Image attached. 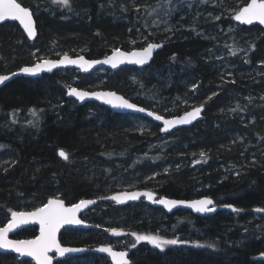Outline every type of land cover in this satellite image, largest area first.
Returning <instances> with one entry per match:
<instances>
[{"label":"trees","instance_id":"trees-1","mask_svg":"<svg viewBox=\"0 0 264 264\" xmlns=\"http://www.w3.org/2000/svg\"><path fill=\"white\" fill-rule=\"evenodd\" d=\"M249 1L172 0L169 6L168 0H164L150 6L148 0H69V8L52 0H19L33 11L39 35L32 42L18 24H0V75L35 64L34 49L46 52L54 48L75 57L81 46H87L89 50L83 55L96 59L115 49L132 51L150 42L164 43L163 50L146 70L162 74L174 70L188 76L196 83L192 90L188 85H162L159 79L128 84L129 74L139 71L134 67L111 72L104 87L161 112L159 100L167 101L176 95L204 99L214 93V71L204 61L212 43L200 32L202 18L225 9L240 10ZM189 3H193L192 6ZM184 4L189 7L186 12L180 10ZM153 9H157L156 13ZM227 19L231 24L236 23L233 15H228ZM241 31H256L250 48L252 63H255L264 54V30L256 26L241 27ZM50 57L56 59L53 54ZM100 71L110 73L106 69L95 73ZM72 73L61 71L38 80L19 78L0 90V147L11 152L15 160L0 167L1 224L9 222L7 218L12 211H32L54 197L65 200L67 205L84 199L105 198L122 190L148 189L160 198L177 200L210 197L217 205L232 204L242 211L197 218L183 211L167 215L164 210L146 203L120 207L102 202L82 216L99 229L65 230L60 240L66 246L95 248L105 244L113 246L115 240L108 231L111 229H122L130 237L136 233L179 241L181 234L199 233L200 240L210 238L222 251L208 252L183 243L161 251L144 243L146 247L140 244L132 251L134 264H264L256 260L264 253V234L259 239L252 236L244 246L234 248L227 240L237 239L241 233L226 231L233 219L240 224L255 217L253 209L264 208V142L256 145L257 140L264 141L261 129H247L250 139L229 145L228 130L241 127L234 118L219 113L223 98L219 93L202 103L206 119L192 128L163 136L160 126L153 124V134L134 133L127 128L128 115H117L95 103L80 107L68 100L70 85L88 91L98 89L90 75L78 74L79 80L74 81ZM184 110L186 108L180 107L168 116H180ZM12 112L30 113L33 119L21 128L11 118ZM215 120L220 121L217 127ZM221 124L228 129L224 130ZM165 142L169 147L160 150V143ZM184 148L186 150L182 151ZM206 149L209 152L202 158L198 152ZM61 150L68 155L67 160L59 156ZM180 152L185 156L179 158ZM251 157L256 162L239 175L233 171L224 173L221 169L223 164L239 165L244 158ZM170 164L173 167L163 173V168ZM129 173L138 174L139 178L129 181ZM177 217H188L189 224H179ZM37 235V228H31L17 234L16 238ZM82 257L93 258L92 264H111L105 257L94 254ZM75 258L79 257L56 264H74ZM0 264L33 263L0 254Z\"/></svg>","mask_w":264,"mask_h":264},{"label":"rangeland","instance_id":"rangeland-1","mask_svg":"<svg viewBox=\"0 0 264 264\" xmlns=\"http://www.w3.org/2000/svg\"><path fill=\"white\" fill-rule=\"evenodd\" d=\"M163 1L164 0H148V4L150 6H157ZM192 4L193 3H189L190 6H192ZM188 8L189 7L184 4L180 7V10H182V12H186V9ZM155 10L157 11V9ZM238 11L239 10L234 8L225 9L223 12L210 13L202 18L200 32L203 33L206 38L210 39V42L212 43L209 49L205 52L204 61L214 71V93L210 94L204 99H198V97L196 99H193V97L187 95H176L167 101H158L159 107L163 110L161 112H157V110H155V108L153 107L149 108L164 117L171 118L174 116H168V113H172L175 110H178L180 107L186 108V110H184L182 113L184 114L197 106H201L202 103L210 101L215 95L222 93L223 98L221 106L219 108V113L224 116L234 118L235 120H237V122L240 124L239 126L241 127L240 130H228L229 135H227V137L229 138V145H236L239 142H244L245 140L250 139V137H248L250 131L261 129V133H264V54L257 58L255 63H252L253 58L250 55V48L252 42L254 41L256 31H253L251 33L242 32L241 26L239 24H231L228 22L227 19L228 15L234 16ZM217 16H219L220 19H216ZM151 32L152 31H150L149 34ZM146 46L147 45H145L144 47ZM87 50H89L87 46H81V48L76 51L75 57L82 56L84 54L83 52H86ZM234 50L235 54H233ZM50 54L55 55L56 59H59L63 55H70L68 52L64 53L62 51H57L54 48L46 50V52H42L39 49H34L32 52L33 59L36 63L47 59H55L51 58ZM78 74L81 73L73 70L72 78L74 81L79 80ZM111 74V72L108 73L107 71H100L98 73L91 74L90 77L95 87H98V89H95L93 91L107 90L104 87L110 80ZM156 79H159V82H162V85H168L170 83L181 84L184 86L188 85V87L191 88L190 90H192L196 86L194 80L192 81L188 76H185L181 73H176L174 70H168L165 74H162L157 71L152 72L146 69L130 73L128 76V84H134L135 82L140 80L153 82ZM239 81H242L243 83L240 84ZM236 85H239L240 87H234ZM73 86L74 85H70V87ZM129 117L130 122L129 126L127 127L129 131L140 134L154 133V123H152L151 121L137 116ZM11 118L17 123H19V127L23 128L27 123H29L33 119V116L30 113L22 115L20 112H15V114L12 112ZM219 125L220 121L215 120L214 126L217 127ZM221 127L224 128V130L226 128L228 129L227 125L221 124ZM247 129H249L250 131H247ZM262 142L264 141L257 140L256 145L258 146ZM168 147V143H160V150H165ZM184 150H186V148H184L182 151ZM207 152L209 151L206 149L203 151H199L198 154H206ZM183 154V152H180L179 158L185 156ZM14 161L15 160L12 153L4 151L0 147V167H6L7 165L14 163ZM255 162L256 159L254 157L248 159L244 158L242 160V163L239 165L231 162L229 164H223L221 169L224 173L233 171L236 175H239L243 173L244 170L248 168L252 163ZM172 167V164L165 166L163 168V173L168 172ZM138 178V174H128L129 181H135ZM132 184H134V182L130 183V187L132 186ZM9 219L10 216H8L7 221ZM175 220L181 225L189 224L188 217H177ZM4 225L0 223V228ZM240 228L241 230L243 229L242 232L239 231ZM253 230H259V232L254 233ZM226 231H229V233H233L235 231L241 233V236L239 238L227 240V244L230 247L240 248L244 246V244L249 241L252 236L256 237L257 239L263 237L264 219H261L260 216L255 215V217H252L251 219L245 222H241L240 224H238L233 219L231 221V225L226 228ZM199 235V233H197L196 235L181 234L179 235V238L181 239V241L187 242L183 243L184 245L193 246L195 248L203 249L208 252L214 253L222 251L216 241H213L210 238H203V240H200L198 238ZM128 239L129 238L124 237L122 239L115 240L113 247L121 250H128V247H130L129 250H134L137 249L140 244L144 245L145 247L147 246L146 244H144L145 242H132L131 240L130 245H128ZM133 243L136 244L135 248L131 247ZM148 244L151 245L153 249H159L154 247L150 243ZM197 244L202 246L197 247ZM209 245H213V247H209ZM171 246L172 245H167L164 250ZM17 259L20 260L19 258ZM72 263L92 264L93 258L79 257L72 260Z\"/></svg>","mask_w":264,"mask_h":264},{"label":"snow or ice","instance_id":"snow-or-ice-1","mask_svg":"<svg viewBox=\"0 0 264 264\" xmlns=\"http://www.w3.org/2000/svg\"><path fill=\"white\" fill-rule=\"evenodd\" d=\"M53 3L63 5L64 7H69V0H52ZM206 2V0H205ZM169 6L172 4V0H168ZM163 6V5H162ZM139 11V8L136 9ZM153 12L156 10L153 9ZM171 15V12L166 13ZM216 19H220L219 16ZM234 19L240 21L241 23L251 25L254 21H258L259 24L264 25V0H251L247 6L242 7L235 15ZM6 20L19 21L23 25L24 30L27 32L29 37H34L36 35L35 24L33 20V14L28 7L22 6L21 3L17 0H0V22ZM162 47L158 43H149L143 50L132 51V52H122L120 50H115V54L104 60V61H86L83 57H80L79 60L70 59L65 55L63 61H44L43 63H37L34 67H24L21 69V72L27 74H33L43 71L47 68L48 71H51L52 68L56 67L58 63H64L65 61L69 64H78L80 68L84 71H88L89 68L98 63L111 64L113 68L117 67L119 64L125 63H134L137 65L146 64L152 57L154 49ZM255 47L254 45L252 46ZM235 54V50L233 52ZM16 75V73H12ZM10 77L7 75L0 76V84L8 80ZM234 82V81H233ZM69 95L76 96L79 100L83 101L86 97L94 96L97 99H103L105 103L110 104L114 108L118 109H131L139 112H145L146 109L139 108L136 104L130 103L123 96L117 95L115 92H92L81 91L76 88H72L69 92ZM202 107L195 108L191 112L183 117H180L176 120H165L160 115H155L153 112H148L149 116H153L155 120H163L165 131L168 130L167 126H174L177 124H188L192 120L196 119L197 116L201 113ZM33 115L35 116V110H33ZM203 158L204 153L200 154ZM59 156L68 159V155L63 151H59ZM141 196L147 197L153 203H160L168 207L169 211L178 204H184V201H176L169 199H160L157 201L152 192H132V193H123L121 195L111 197L112 200L117 201L118 203H124L125 200H136ZM95 201L92 200H81L79 203L66 206L65 202L62 199H49L42 207H38L35 211L32 212H11V220L8 222L6 227L0 228V249H11L15 253L20 254V256L31 257L37 261V264H53V257L49 255L51 252L57 253L60 257H64L66 253H75L84 251V249L78 248H69L62 247L57 239V234L60 229L64 228L66 225H83L85 222L78 218V213L82 207H87L90 204H94ZM213 201L209 198H204L200 200H195L187 204V207L195 209L197 212H214L215 207H209L213 205ZM233 209V211H239L231 205H227ZM257 212H264V208L255 209ZM29 223H38L40 226V234L35 239L30 240H12L9 239V233L13 232L20 225H26ZM112 234L116 236L124 235L125 233L118 231L116 229L111 230ZM131 235L135 236L136 241H147L152 244L154 247L159 248L161 251L167 245H176L179 243H187L185 241H179L177 239L165 240L158 236L150 235H139L132 233ZM197 247L202 245L197 244ZM132 248L136 247V244L131 245ZM213 247V245H209ZM101 253H108L115 261V264H130V261L127 259L128 253L125 251L116 252L113 251L111 247L102 246L98 249Z\"/></svg>","mask_w":264,"mask_h":264},{"label":"water","instance_id":"water-1","mask_svg":"<svg viewBox=\"0 0 264 264\" xmlns=\"http://www.w3.org/2000/svg\"><path fill=\"white\" fill-rule=\"evenodd\" d=\"M17 2H19V1L17 0ZM250 2H251V0L248 3H250ZM245 6H247V4ZM30 11L33 14V20H34L35 29H36V35L34 37H29L27 35V32L24 30L23 25H21L19 23V21L6 20V21H3V22H0V24L4 25V24H7V23H11V22L18 24L19 27L21 28V30L26 34V36L28 37V39L33 42V41H35L38 38L39 31H38L36 19L34 17V13H33V11L31 9H30ZM235 22L237 24H239L241 27L252 28V27L260 26L264 30V25L259 24L258 21H254L253 24H251V25L241 23L240 21H237V20H235ZM154 43H157V42H154ZM158 44H161L162 47L157 48V49H154L153 50V53H152V57L144 65H137V64L129 63V62L125 61V63L119 64L117 67L113 68L111 64L98 63V64H95V65L91 66L88 71H84L82 68L79 67L78 64H76V65L69 64V63H67L65 61L62 64L61 63H58L57 66L54 67V68H52L51 71H48L47 68H45L43 71H40V72L36 73L35 75L21 72V69L24 68V67H34L35 64H37V63H43L44 61H46V60H43V61L37 62V63H35L33 65H30V66H24V67L20 68L19 70L13 72V73H16V75H12V73L1 74L0 76L7 75L10 78L8 80L4 81V83L0 84V90L2 88L6 87L8 84H10L13 81H15L16 79H19V78H25V79H31V80H38V79H41L45 75H53V74H55L57 72L68 71V70H70V71H73V70L74 71H78L82 75H91V74H93L96 71L101 70V69L109 70L112 73L120 72L121 70H123L126 67H134V68H137L139 70H144V69L148 68L153 63L156 55L160 51L163 50L165 44L164 43H158ZM115 50H117V49H115ZM115 50H113L112 53H110L109 55H107L105 57H102V58L89 59V58H87L84 55H82L80 57H83L86 61H104V60L112 57L115 54ZM118 50H120L122 52H132V51L143 50V48L142 49L132 50V51H126V50H123V49H118ZM67 56L70 59H75V60H79V58H80V57H72L70 55H67ZM64 57H65V55H63L59 59H47V60L48 61L59 62V61H63L64 60ZM72 88H76V89L81 90V91H87L89 93H92V92H104V93H106V92H115V91H110V90L88 91V90H84V89H81V88H78V87H69L67 89V95L66 96H67V99L68 100L75 101L78 104V106H80V107L86 106V105H88L90 103H95V104H97L99 106H103V107L109 109L110 111H112L113 113H115L117 115L137 116V117H142L144 119H147V120L151 121L152 123L160 126L161 133H162L163 136L171 135V134H173V133H175V132H177L179 130H182V129L192 128L193 126L199 124L200 122H204L205 119H206V116H205L206 108L204 106H197L195 108L202 107V111L197 116L196 119H194V120L191 121V123L182 124V125L177 124V125H174V126H167L168 127V130L165 131L164 129H165L166 126L164 125L163 120L157 121V120H155L154 115L153 116H149L147 113L148 112H153L155 115H160V114L152 111L149 108H145V107H143V106H141V105H139V104H137L135 102H132L131 100L127 99L122 94H119V93L115 92L117 95L123 96L130 103L136 104L139 108L146 109V111L145 112H139V111L131 110V109H118V108H114L110 104L105 103L103 99H97L94 96L86 97L83 101H81L76 96L69 95V92H70V90ZM195 108L191 109L188 112L193 111ZM186 114L187 113H184V114H182L180 116H175V117H171V118H167V117H164L162 115H160V116H162L165 120H176V119H179L180 117L185 116ZM132 192H152L154 194L155 199L157 201H159L160 199H169V200H176V201H184L185 203L184 204H178L175 207H173L171 209V211H169L168 207H166L165 205L160 204V203H153L151 200H149L145 196H141V197H139L136 200H127L126 199L124 203H118L117 201L111 199V197H113V196L121 195L123 193H132ZM56 198H58V197H54V198H50V199H56ZM204 198H209V199H211L214 202L213 205H210L209 206V207H215V211L214 212H204V213H201V212L195 211V209H193V208L187 207V204L188 203H190L192 201H195V200L204 199ZM84 200H92V201H95L94 204H90L87 207H82V209L80 210V212L77 214L78 215V218L81 219V220H83L85 223L83 225H66L64 228L60 229L59 233L57 234V239H58V241H59V243H60V245L62 247L84 249V251L75 252V253H66L64 257H60L57 253H55L53 251V252L49 253V255H51L53 257V264H56L58 262H63L66 259L71 258V257H82V256H85L87 254H94V255H97V256H100V257H105V258L109 259V261H110L111 264H115V261L112 259V257L110 256V254H108V253H101V252L98 251V249L100 247H102V246L111 247L113 249V251H116V252H120V251L127 252L128 253L127 259L130 261V264H134V261L131 259V252L130 251H128V250H117V249H114L113 246H111V245H100V246L95 247V248H88V247L66 246V245H63L62 244V242L60 240V236H61L62 232L65 231V230H91V229H95V228L98 229L97 226H95V225H93V224L85 221L82 218V216L84 214L88 213L89 211L94 210L102 202H110V203H113V204H115L117 206L125 207V206L132 205V204H138L141 201H145L149 206H152L154 208H158V209L164 210L167 215H173V214H175L177 212L185 211V212H189V213L193 214L197 218H210V217H213V216L217 215L218 213H223V212L230 213V214H236V213H239V212L242 211L241 209H239L238 207H236L235 205H232V204L217 205L216 202H215V200L213 198H210V197H201V198H198V199H190V200H177V199H171V198H168V197H161L160 198L157 193H155V192H153L151 190H148V189H144V190H122V191L116 192V193H114V194H112V195H110L108 197H105V198L84 199ZM63 201L65 202V200H63ZM65 205L66 206H69V207L71 206V205H67L66 202H65ZM227 205H231L235 209H239V211H233V209L230 208V207H227ZM258 208H261V207H258ZM255 209H257V208H255ZM255 209L252 210V213L254 215H256V216H264V212H257V211H255ZM32 211H35V210H32ZM32 211H16V212H32ZM10 220H11V217H10ZM7 224L5 226H3V227H6ZM3 227H1V228H3ZM30 228H38V235L36 236V237H38L39 234H40V226H39V224L38 223H29V224H26V225H20L13 232L9 233V239H12V240H30V239H35L36 237H34V238H23V239H18V238L15 237L17 234H19V233H21V232H23V231H25L27 229H30ZM116 230L121 231V232L124 233V231L121 230V229H116ZM110 235L114 239L123 236V235L116 236V235L112 234V232H110ZM0 254H9V255H12V256H15V257L19 258L21 261L26 260V261H31L34 264H37V261L34 258L20 256V254L15 253L11 249H0ZM256 260L257 261H260V262H264V253L261 254V255H259V256H257L256 257Z\"/></svg>","mask_w":264,"mask_h":264},{"label":"flooded vegetation","instance_id":"flooded-vegetation-1","mask_svg":"<svg viewBox=\"0 0 264 264\" xmlns=\"http://www.w3.org/2000/svg\"><path fill=\"white\" fill-rule=\"evenodd\" d=\"M145 201H141L140 203H138V204H142V205H145ZM147 204V203H146ZM132 205H136V204H132ZM131 205V206H132ZM129 206V205H128ZM126 207V206H125ZM10 217H11V215H10ZM96 229V228H95ZM99 229V228H98ZM122 230V229H121ZM124 231V230H123ZM124 233H125V231H124ZM129 233H125L123 236H121V237H118V238H116V239H114V240H118V239H122V238H129L128 240H129V242H130V240L133 242H135L136 241V239H135V236H133L132 235V237H130L129 235H128ZM16 237V236H15ZM142 242H147V241H142ZM116 249V248H115ZM119 250H121V249H119ZM129 251V250H128ZM132 251L133 250H131L130 252H131V259L133 260V255H132ZM107 259V258H106ZM109 260V259H108ZM134 261V260H133Z\"/></svg>","mask_w":264,"mask_h":264}]
</instances>
